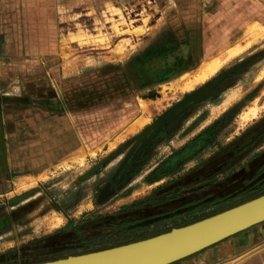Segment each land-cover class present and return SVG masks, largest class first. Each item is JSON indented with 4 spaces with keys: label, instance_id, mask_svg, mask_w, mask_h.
Instances as JSON below:
<instances>
[{
    "label": "rangeland",
    "instance_id": "374dc122",
    "mask_svg": "<svg viewBox=\"0 0 264 264\" xmlns=\"http://www.w3.org/2000/svg\"><path fill=\"white\" fill-rule=\"evenodd\" d=\"M0 33L4 91L47 92L52 80L76 110L81 143L56 165L0 184V264L106 248L116 238L99 230L98 217L152 192L181 186L184 198L168 209L237 190L232 165L224 177L214 173L234 141L264 132V116L250 121L264 115V0H0ZM197 92L107 195L140 135ZM258 147L241 158L245 167L233 166L235 178H249L264 159L251 158Z\"/></svg>",
    "mask_w": 264,
    "mask_h": 264
},
{
    "label": "crops",
    "instance_id": "0c3cea01",
    "mask_svg": "<svg viewBox=\"0 0 264 264\" xmlns=\"http://www.w3.org/2000/svg\"><path fill=\"white\" fill-rule=\"evenodd\" d=\"M3 41L4 36L0 33V55ZM3 84L1 81L0 184L8 183L13 176L38 174L40 169L56 165L63 157L66 159L80 148L81 143L72 119L76 110L67 106L69 104L64 97L59 96L52 80L48 81L47 92L33 90L27 93L23 88L20 93L9 94L4 91ZM261 116L264 115L253 117L254 121ZM250 121L251 124L254 122L253 119ZM262 149L264 145L253 150L251 158L260 159L264 156V154L259 155ZM240 162H242L239 163L240 166H246L243 160ZM261 164H264V159L254 169L261 167ZM234 167L227 171V176H232L229 172H233ZM216 176L223 175L216 174ZM259 181L264 182V172L256 176L251 183H259ZM180 198L181 195L171 201L178 202ZM216 198L215 195L209 194L202 199H193V201L201 200V203L198 202L201 208L192 204L180 209L179 213L183 217L188 214L190 218L208 215L218 205L223 204L224 200L218 205H212ZM235 198L239 199V197ZM237 204L240 203L228 206ZM183 217L179 220L181 221ZM169 264H264V221Z\"/></svg>",
    "mask_w": 264,
    "mask_h": 264
},
{
    "label": "water",
    "instance_id": "95a60500",
    "mask_svg": "<svg viewBox=\"0 0 264 264\" xmlns=\"http://www.w3.org/2000/svg\"><path fill=\"white\" fill-rule=\"evenodd\" d=\"M202 95L203 92H197L187 97L149 127L131 150L112 182L116 184L123 178L132 158L148 136ZM262 221L264 194L150 237L34 264H169Z\"/></svg>",
    "mask_w": 264,
    "mask_h": 264
},
{
    "label": "trees",
    "instance_id": "16d2710c",
    "mask_svg": "<svg viewBox=\"0 0 264 264\" xmlns=\"http://www.w3.org/2000/svg\"><path fill=\"white\" fill-rule=\"evenodd\" d=\"M258 120L254 121L253 123L258 122ZM261 136H264V132L260 131L255 137H252L251 141H247V140L244 141L240 140L238 142L234 141L235 143L233 142V145H231L230 149L224 150L223 153L219 155L221 157L227 155V157L224 160H222V164L218 165L219 167L216 168L215 170L216 173L214 174L222 173L223 170L229 167L228 165L234 166L235 164H238V162L241 160L243 155L246 154L248 149H252L253 147H258L257 137L261 138ZM237 139L239 140V138ZM260 154H264V149H262V151L259 152V155ZM228 160L231 161L229 163H226L225 161ZM261 167L257 168L256 170L254 169V172L247 179L235 178L234 177L235 173H233L234 172L233 171L232 184L237 189L233 193L234 196H231L229 194L224 198L218 197L215 199V201H213L214 203L212 205H218L223 200H226L229 197H239V199L233 203L236 204L237 202L241 203L251 198H254L258 195L264 194V182L259 181V183L258 182L251 183V181L256 176L264 172V164H261ZM179 190H181V186H177L176 188H172L168 191L164 190L161 192H152L149 195L134 200L130 204L119 209V211L117 212H114L109 215L99 216L96 221L98 224H100L99 230L100 229L105 230L107 232V235H109L108 238L110 240L116 238V242L113 241L107 247H112V246L128 243L131 241H136L159 233H163L170 230V227L172 226L174 227L183 226L191 222L197 221L199 219L205 218L207 216L213 215L229 207V206H224L222 208H214V210L211 211L210 214L208 215H200L194 218L192 217L190 218L189 217L190 215L186 214L183 217V215L179 213L180 209L195 204V201L193 202L189 201L187 203H184L185 205L179 204V206H174L168 209H164L166 206L174 203L173 201H171L172 199H175L180 195H181L180 199L184 198L183 197L184 195H182V193ZM198 202L201 203V200H199ZM198 202H196L197 205L195 204V207L200 206L201 208V204H198ZM187 209L191 210V208H187ZM182 217L183 219L180 222H177V218H182ZM168 221H173L174 222L173 225L159 230L156 229L155 231L154 228L160 227L166 224ZM77 234L78 237L81 236V232H78ZM132 234H136V236H134V238H131L128 241H122V242L120 241L121 237L123 236L125 237ZM98 249H103V248L87 249L84 250V252L94 251Z\"/></svg>",
    "mask_w": 264,
    "mask_h": 264
},
{
    "label": "flooded vegetation",
    "instance_id": "af4514ba",
    "mask_svg": "<svg viewBox=\"0 0 264 264\" xmlns=\"http://www.w3.org/2000/svg\"><path fill=\"white\" fill-rule=\"evenodd\" d=\"M179 112H177V114H179ZM176 115V114H175ZM178 116V115H177ZM174 118V117H173ZM171 119V118H170ZM170 119L167 121L169 122ZM167 122L163 125V127H161L160 129L156 130L154 133H152L150 136H148V138L145 140V142L143 143V145L139 148V150L136 152V155L132 158L127 170H126V173L125 175L123 176L122 179H120L116 184H114L112 182V180L114 179V177L117 175L118 171L120 170L122 164L124 163V161L126 160V158L128 157V155L130 154L131 150L134 148V146L138 143V141L145 135L146 131L149 129H147L143 134L140 135L139 139L136 140V142L134 143V145L132 146L131 150L128 152V154L126 155V157L124 158L123 162L120 164L118 170L116 171V173L114 174V176L112 177V179L110 180V182L108 183V185L106 186V193L107 195L114 192L115 190H117L118 188L122 187L125 183H126V180H127V177L129 175V173L131 172V167L133 166V164L135 163V159L137 158L138 154L146 147L148 146L153 137L161 130H163V128L165 129V125L167 124ZM111 186V188H110Z\"/></svg>",
    "mask_w": 264,
    "mask_h": 264
}]
</instances>
